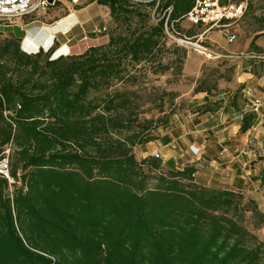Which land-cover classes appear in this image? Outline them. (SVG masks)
Returning <instances> with one entry per match:
<instances>
[{
  "label": "trees",
  "instance_id": "obj_1",
  "mask_svg": "<svg viewBox=\"0 0 264 264\" xmlns=\"http://www.w3.org/2000/svg\"><path fill=\"white\" fill-rule=\"evenodd\" d=\"M89 1L108 10L105 43L52 57L0 41V264H263L242 193L133 153L154 138L137 89L170 48L184 60L165 30L181 35L195 0Z\"/></svg>",
  "mask_w": 264,
  "mask_h": 264
},
{
  "label": "crops",
  "instance_id": "obj_2",
  "mask_svg": "<svg viewBox=\"0 0 264 264\" xmlns=\"http://www.w3.org/2000/svg\"><path fill=\"white\" fill-rule=\"evenodd\" d=\"M57 1L66 2V0ZM81 1L83 4L80 7H75L73 4L67 6L69 12L66 18L71 17L72 21L68 32L72 27H80L83 23L88 24V33L99 30L92 22L95 17L89 16L83 19L84 21L81 19L88 14L89 10L100 5L95 1ZM260 10L262 12L257 14L258 18L253 17L256 11L250 13L249 6L244 16L232 25L236 37L231 43L226 41L220 30L214 33L211 29L203 33V38L211 43L210 57L200 56L194 49L186 53L183 63L185 76L197 75L201 65L209 61L228 62L235 73L230 80L220 79L216 89L210 93L194 91L192 86L187 87L181 94V97L185 99L184 107L186 108L176 117L179 124L170 127L169 130L156 133L151 141L141 144L142 158L160 155L163 161L171 164L173 149L177 146L179 149L185 146L187 148L184 149L185 152L192 151L198 154L195 159H200L201 169L208 168V164L216 163V166H220V172H224L223 174L228 175L231 170L234 171L226 187L232 190L244 189L249 180L257 178L258 171L264 170V148L257 141L258 138H264V58H262L264 57V7ZM185 20L179 22L181 28L185 27ZM191 27L202 28L192 24ZM83 32L85 38L87 34ZM199 33L200 31L195 34L190 33L189 37L185 35L183 37L195 38ZM96 36L102 38L95 44H101L107 40V34L100 33ZM253 98L261 100V106L257 112H251L249 108ZM249 114H251L249 127L242 131L240 127L243 118ZM209 133H213L212 140L207 139ZM248 135H251L252 139H249ZM250 143H253V147H246ZM208 150L216 154L215 159H208L206 152ZM169 168L178 167L170 165ZM225 170L230 172L227 173ZM198 171L199 168L196 167V173Z\"/></svg>",
  "mask_w": 264,
  "mask_h": 264
},
{
  "label": "rangeland",
  "instance_id": "obj_3",
  "mask_svg": "<svg viewBox=\"0 0 264 264\" xmlns=\"http://www.w3.org/2000/svg\"><path fill=\"white\" fill-rule=\"evenodd\" d=\"M66 2L56 0L54 4L46 7L44 10H37L29 15L16 18L11 23H6L0 19V41L16 36L20 37V40H18L20 49L27 53H34L42 48L44 51L52 49V57L59 54H78L84 51L87 46L93 45L101 40L102 37H97L96 35L111 29L113 26L108 10L103 6H95L92 10L88 11L85 17L82 16L81 21H84L83 19L89 16H93L95 18L92 22L96 24L99 30L88 33L89 26L83 23L80 27H72L71 31L68 32L72 21L71 17L66 18L69 12L67 6L73 4L75 7H80L83 2L81 0H76V3H74V0H66ZM247 3V9L250 6V13L256 11L253 17L258 18L259 15L257 14L262 12L260 8L264 7V0H247ZM184 25L185 27L181 28V35L175 34L176 38H182V34L184 33L195 34L199 31L201 32V29H203L191 27L190 22L187 20L184 21ZM212 30H214V33L217 32V28H213ZM83 31L87 34L85 38ZM28 38L32 39L34 43L29 48L24 44V40ZM189 39L191 41L195 40L194 37ZM171 44L182 49L185 55L188 51H193L192 47L174 39L167 41L168 46ZM203 44L208 48L211 46V43H208V40L204 38ZM172 48L169 49L170 52L167 53L168 58L165 59V62L169 61L166 70L160 74L149 73L147 80H145L144 89L134 87V89H137V101L142 104L141 109H143L140 118L147 122L145 124L148 127V130L145 132L147 136H154L158 132L169 130L170 127L179 124L176 117L186 108L184 107L186 105L185 99L181 97V94L187 87L192 86L194 91L197 86L214 90L220 79L230 80L235 73L234 68L228 62L213 63L209 61L201 65L197 75L185 76L183 72L184 60L179 59L177 57L179 54L177 51L173 52ZM195 53L207 57L203 53ZM209 134L207 139L210 138L212 140L214 138L213 133ZM251 137V135H248L249 139H252ZM257 141L264 148V138H258ZM140 144L138 143L133 147V153L137 160L142 159L140 156ZM250 144H247L246 147L252 148L253 143ZM178 147L176 149L174 148L171 152V164L163 161L160 155H152L159 160L160 167L159 170L152 171L151 174L157 175L162 171L165 172V169H168L170 165L182 168L186 164H192L199 168L198 173L195 174V181L198 184L215 188L228 187V180H231L234 171L231 170L230 172V170H225L227 173L228 171L230 173L228 175L226 173L223 174L224 172H220V166H216V163H212L213 165L208 164V168L201 169L200 159H195L198 154L192 151L185 152L184 149H187L185 146H181V149ZM206 152L208 159H215L216 154L214 152L210 150ZM154 184V179L148 180V186H153ZM236 191L243 194L244 202L249 207V210L244 212L241 223L258 241L262 242L264 247V170L261 169V171H258L257 178H252V181L249 180L245 184L244 189Z\"/></svg>",
  "mask_w": 264,
  "mask_h": 264
},
{
  "label": "built area",
  "instance_id": "obj_4",
  "mask_svg": "<svg viewBox=\"0 0 264 264\" xmlns=\"http://www.w3.org/2000/svg\"><path fill=\"white\" fill-rule=\"evenodd\" d=\"M54 2L49 3L47 0H0V19L6 23H11L16 18L29 15L37 10H44ZM247 6V0H195L192 8L185 15V19L194 26H201L203 28L202 32L196 35L194 41L186 37L176 38L175 34L178 33L173 29L168 30L166 28V35L210 57L212 52L203 44V33L217 28L228 43L233 42L236 36L232 25L244 16ZM170 9V7L167 8L168 12ZM260 106L261 100L253 98L249 108L251 112H257ZM0 176L6 178L9 182L12 181L6 157L0 158Z\"/></svg>",
  "mask_w": 264,
  "mask_h": 264
},
{
  "label": "bare ground",
  "instance_id": "obj_5",
  "mask_svg": "<svg viewBox=\"0 0 264 264\" xmlns=\"http://www.w3.org/2000/svg\"><path fill=\"white\" fill-rule=\"evenodd\" d=\"M48 39V38H47ZM47 41V40H46ZM24 44H25V46L27 47V48H29V47H31V46H33L34 45V43H33V41H32V39H30V38H28L27 40H24Z\"/></svg>",
  "mask_w": 264,
  "mask_h": 264
},
{
  "label": "water",
  "instance_id": "obj_6",
  "mask_svg": "<svg viewBox=\"0 0 264 264\" xmlns=\"http://www.w3.org/2000/svg\"><path fill=\"white\" fill-rule=\"evenodd\" d=\"M49 3H53L54 2V0H47ZM60 55V54H59ZM64 55V54H63Z\"/></svg>",
  "mask_w": 264,
  "mask_h": 264
}]
</instances>
